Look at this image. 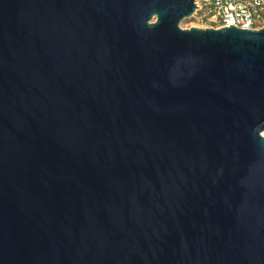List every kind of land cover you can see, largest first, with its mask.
<instances>
[{"label": "water", "instance_id": "water-1", "mask_svg": "<svg viewBox=\"0 0 264 264\" xmlns=\"http://www.w3.org/2000/svg\"><path fill=\"white\" fill-rule=\"evenodd\" d=\"M195 0H0V264H264V27Z\"/></svg>", "mask_w": 264, "mask_h": 264}, {"label": "built area", "instance_id": "built-area-1", "mask_svg": "<svg viewBox=\"0 0 264 264\" xmlns=\"http://www.w3.org/2000/svg\"><path fill=\"white\" fill-rule=\"evenodd\" d=\"M196 8L188 22L205 28L229 25L240 29L264 27V0H195ZM264 137V131L261 133Z\"/></svg>", "mask_w": 264, "mask_h": 264}, {"label": "rangeland", "instance_id": "rangeland-1", "mask_svg": "<svg viewBox=\"0 0 264 264\" xmlns=\"http://www.w3.org/2000/svg\"><path fill=\"white\" fill-rule=\"evenodd\" d=\"M180 26H181V28H183V29H189V28H191V27H193V26H195V27H200V28H205V26H201V25H199V24L191 25V23L188 22L187 20H183V21H181V22H180Z\"/></svg>", "mask_w": 264, "mask_h": 264}]
</instances>
